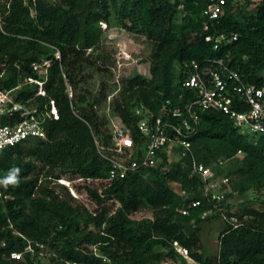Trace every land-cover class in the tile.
<instances>
[{"label": "trees", "instance_id": "1", "mask_svg": "<svg viewBox=\"0 0 264 264\" xmlns=\"http://www.w3.org/2000/svg\"><path fill=\"white\" fill-rule=\"evenodd\" d=\"M211 1L13 0L9 9L3 8L1 83L13 88L25 78H41L32 64L50 61L46 96H36L38 85L30 84L18 89L15 98L40 106L53 99L59 118L47 123V140L28 141L0 152V181L19 170L17 183H0V244L5 243L0 247V264H41L35 255L38 244L55 249L58 255L51 258L52 264L55 260L57 264H160L169 260L180 264L173 242L187 248L197 264H264V208L235 211L241 224L234 227L225 221L214 256L205 254L200 239L199 223L206 219L201 215L211 206L201 197L199 178L192 174L193 159L205 165L227 159L216 167L217 176H228L230 183L232 176H240V192L247 184L264 186V135L242 132L221 112L200 113V128L191 139L190 152L171 165L169 156L161 153L157 167L129 172L104 185L101 194L84 186L97 206L93 212L56 181L66 172L84 179L106 178L111 162L101 153L119 157L108 150L112 135L109 119L101 112L107 83L102 82L96 95L82 86L91 65L97 64L100 72L112 65L113 53L96 52L101 35L97 23L112 15L126 31L145 34L151 44L145 60L148 74L124 76L119 95L111 103L114 114L131 128L136 143L140 117L131 108L141 104L155 118L172 119L166 100L185 107L194 96L182 86L184 66L192 60L222 59L244 83L264 87V0H245L237 10H233L234 0H215L221 1L223 13L210 33L229 36L217 49L205 40L208 33L197 20ZM252 4L255 9L247 11ZM178 14L180 23L176 22ZM232 106L248 109L236 97ZM58 169L59 174H54ZM174 184L194 190L191 199H201L202 205L182 215L179 209L187 202ZM116 203L119 206L114 210ZM223 207L232 214L229 204ZM214 217H221L220 212ZM29 243L35 254L24 253L21 260L10 258V252H21Z\"/></svg>", "mask_w": 264, "mask_h": 264}, {"label": "built area", "instance_id": "2", "mask_svg": "<svg viewBox=\"0 0 264 264\" xmlns=\"http://www.w3.org/2000/svg\"><path fill=\"white\" fill-rule=\"evenodd\" d=\"M12 1L0 0L1 28L4 15L2 10L4 7L9 9ZM222 13L221 1L212 0L201 9L197 19L202 30L208 33L205 40L212 41L215 49L229 38L225 33H210ZM231 38L236 40L237 35L233 34ZM50 64V61L33 63V70L41 75V78H25L13 88H6L2 84L1 78L4 74L0 75V152L28 141L47 140V123L59 118L55 101L49 99L40 106L33 100H16L15 92L23 85L36 84L38 85L36 96H46L44 84L47 81ZM184 67L186 76L182 86L193 92L191 101L185 107H180L172 106L171 100H166L167 115L172 119L165 120L160 117L155 118L153 112L142 105L136 111V115L140 117L136 124L140 134V141L137 143L131 128L123 123H114L113 127H110L112 140L108 150L119 157L101 153L111 162L108 176L103 179L80 178L81 180L101 181L105 186H110L113 181L124 178L129 172L157 167L162 161L161 153H166L168 156L170 152L176 153L179 158L186 156L191 150V139L200 128V113L209 110L223 113L242 132L264 135V87L244 83L239 74L229 69L222 59L192 60ZM181 71V66L178 65L177 77L180 76ZM67 91L71 97L72 91L68 88ZM235 97L245 103L248 109L239 111L233 108L232 98ZM222 164L223 162L219 161L213 165H205L193 159L192 174L199 178L201 197L211 206L208 211L220 212L223 220L237 227L241 224V220L232 210V214L228 215L223 207V204H228L226 188L229 186L230 178L217 176L216 167ZM59 182L62 183L63 180L59 179ZM177 191L187 202V205L179 209L181 214L188 215L191 208L202 205L201 199H191L195 194L194 190L189 191L179 186ZM206 214L207 211L203 213ZM173 246L183 258L189 257L187 248L177 242H173ZM0 247H5V243H1ZM24 253H34L30 243L23 251H12L9 256L11 259L21 260Z\"/></svg>", "mask_w": 264, "mask_h": 264}, {"label": "rangeland", "instance_id": "3", "mask_svg": "<svg viewBox=\"0 0 264 264\" xmlns=\"http://www.w3.org/2000/svg\"><path fill=\"white\" fill-rule=\"evenodd\" d=\"M232 3L233 10H237L245 5V0H234ZM254 9L255 4L248 5L246 7L247 11H252ZM176 22H181L180 14H178ZM97 27L101 30V35L97 40V44H99L100 47L96 52H110L115 56L112 59V65L109 67L108 71L100 72L96 67L97 64L91 65L86 70L87 78L85 79V82L82 86L92 92L93 95H96L100 90L102 82L107 83L108 96L107 100L101 107V112L107 115L109 119V127H113L114 123H122L121 119L114 114L111 108V103L113 102L114 98L119 95V91L122 86V78L124 76H132L136 73L145 75L148 74L145 60L150 54L151 44L146 39L145 34L126 31L120 25L118 19L114 15L110 16L107 21L98 22ZM58 56L59 55L57 53L56 57ZM68 90H71V88L68 87ZM141 106V104H136L131 108V110L136 113L137 109L141 108ZM30 143H28L26 146L31 145ZM168 154L169 165L180 159L176 153L170 152ZM220 161L228 162L227 159L223 158H221ZM54 174H59V169L56 170ZM59 176L60 177L56 179V181L60 184L61 182H59V179H62L63 182L61 184L65 185L68 188L70 194L79 200V202H81L89 212H93L97 208L94 201L87 194L84 186L90 185L102 193L104 184L101 181H83L80 179L81 177L72 175L69 172ZM241 179L242 178L238 175L232 176V182L229 183V186L226 188L227 193L229 194L228 204L231 206V210L234 212H239L246 207L256 209L264 208V186L258 187L257 185L247 184V189H245L244 192H240L239 181ZM173 187L175 190H178L179 184H174ZM107 202L108 204H112L113 200H109ZM118 206L119 203H116L114 210L117 209ZM142 214L144 213L141 212L135 217H138L137 219H141ZM214 214L215 211H207L206 215H201L202 218H206L207 220L205 219L199 223L200 239L204 246V252L208 256H214L218 253L219 235L225 224V220H223L221 217H214ZM246 218L247 217L245 216L243 220ZM38 246L39 252L32 254H35L37 258L41 260V264H52L51 258L58 255L55 249L43 244H38ZM177 258L184 260H181L180 264H197L190 257L183 258L181 255H179ZM56 261L57 260L54 262L55 264H57ZM160 264H175V262L169 260L163 261Z\"/></svg>", "mask_w": 264, "mask_h": 264}, {"label": "clouds", "instance_id": "4", "mask_svg": "<svg viewBox=\"0 0 264 264\" xmlns=\"http://www.w3.org/2000/svg\"><path fill=\"white\" fill-rule=\"evenodd\" d=\"M18 171H19L18 169L14 170L12 173H10L7 179L0 181V183H3L5 186H7L8 184L17 183L16 176H17Z\"/></svg>", "mask_w": 264, "mask_h": 264}]
</instances>
